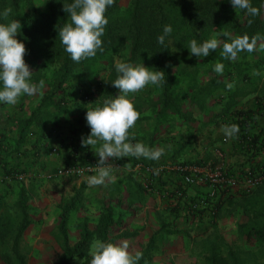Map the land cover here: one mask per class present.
<instances>
[{
    "label": "trees",
    "instance_id": "1",
    "mask_svg": "<svg viewBox=\"0 0 264 264\" xmlns=\"http://www.w3.org/2000/svg\"><path fill=\"white\" fill-rule=\"evenodd\" d=\"M73 2L0 0V23L17 19L22 25L16 38L25 44L24 59L33 72L31 83L39 85L41 80L44 81V87L39 93L32 96L22 94L15 105L0 102V181L10 185L24 181V177L15 175L26 176L33 169L35 158H31L39 151L38 139L45 138V144L43 147L40 145V148L46 152L48 147L51 149L53 146L56 130H65L68 134L82 131L88 136L90 127L84 129L87 126V108L103 106L105 100L114 99L119 94V90L111 83L117 78L115 64L144 63L150 71L165 72L162 85L149 83L140 90L144 91V95L154 93L148 100L155 113L173 110L179 117H191V114L202 112L210 104L211 108L207 110L210 123L216 117H227L226 125L239 126L235 139L245 148L246 161L249 163L238 170L240 174L227 171L238 178L248 172L260 176V181L249 190H253L255 196L264 198V158L256 163L250 161L257 152L264 149L263 127H258V131L252 130L256 127L258 116H264V50L252 53L242 51L235 60H229L221 56L222 43L216 51H210L207 57L190 55L188 49L193 39L203 43L215 37L222 42H230L219 35L221 32H228L232 36L247 34L250 38L258 33L264 36V0H250L253 7L260 9L257 16L249 15L246 10L234 9L230 0H128L126 5L115 0L114 5L105 12L108 24L101 37L103 51L97 50L95 57L83 59L79 63L71 59L58 36L59 30L71 22L70 14L63 11V4ZM6 8L12 9L7 20L2 16ZM165 25H170L172 32L161 45L158 37L164 34ZM217 62L224 65L223 74L213 70ZM96 65L103 66L107 71L105 81L97 77ZM254 70L259 75H254ZM229 83L233 85L231 90L227 87ZM253 92L255 103L249 105V95ZM30 148H34L32 154L27 152ZM44 154L47 155V152ZM137 162L152 164L151 160L143 157L139 160L133 157L132 166ZM199 162L180 161L182 164ZM148 178L152 179V183L153 179L159 182V176L153 172H148ZM125 185L127 198L130 199L133 189L141 193V190H147L149 186L136 185L132 180ZM242 190V194L246 193L244 187ZM214 194L215 191L212 194L206 193L193 202L195 206H190L194 207L192 217L201 216V212L208 209L210 222L213 223L227 205L234 201L230 197L232 195L226 194L224 197L228 200L225 205L218 198L215 199ZM133 197L138 199L139 194ZM81 199V188H77L71 196L57 203V229L61 247L51 264H71L76 255L80 258L78 264H90L91 244L95 238L105 243H118L133 234L125 228L122 212H127L134 201L123 208L120 200L113 202L107 199L96 221L91 225L86 218L81 220L76 236L72 238L69 219L72 211L82 205ZM15 204L21 212L16 225L11 223L8 216L0 213V241H5L7 237L11 239L10 250L0 251V258L5 264H27L26 255L19 246L31 223L29 202L23 185L19 186ZM260 214L261 221L251 224L247 232L248 236L250 232L252 236L264 240V212ZM169 224L163 221L148 237L141 252L142 258L137 264H147L156 252H161L159 246L162 233H167L166 227ZM218 240L220 242L212 241L208 244L201 262L244 264L227 242L221 237ZM223 245L227 246L225 251L221 249Z\"/></svg>",
    "mask_w": 264,
    "mask_h": 264
},
{
    "label": "clouds",
    "instance_id": "2",
    "mask_svg": "<svg viewBox=\"0 0 264 264\" xmlns=\"http://www.w3.org/2000/svg\"><path fill=\"white\" fill-rule=\"evenodd\" d=\"M115 0H74L73 3L64 5L63 11L70 14V23H66L58 32L65 51L70 54L74 62L79 63L86 58H93L97 50L103 51L101 37L104 35L105 26L108 20L105 18L106 9L114 5ZM234 9L246 10L251 16H257L260 9L253 7L250 0H230ZM11 8H6L2 16L8 19ZM252 21H249L251 24ZM22 25L19 20L14 19L8 23H0V102L8 105H15L22 94L35 95L44 87V81L39 85L31 83L33 74L30 66L25 62V44L16 37L20 33ZM172 32L170 25H165L163 35L158 37V43L163 45L165 38ZM221 37L227 38L222 42L213 37L203 43L196 39L189 42L190 55L196 57H207L210 51H216L222 43L221 56L224 59L235 60L238 53L247 51L252 53L257 50H264V36L259 33L251 38L243 36H232L228 32L219 33ZM117 78L112 85L119 90V94L111 100H105L103 106L94 109L87 108L86 121L91 132L87 138H81V146H96L98 141L102 145L97 149L96 175L87 178L90 187L106 185L113 179L111 173L114 165L109 163V158L120 159L143 157L149 160H159L164 154V148H150L142 142L135 144L129 141V129L133 128L139 118V112L128 98L129 93H136L146 85H162L165 72L162 70L150 71L142 64L133 65L126 62L115 64ZM217 74H223L224 65L215 63L214 69ZM254 75H259L254 70ZM231 90L233 85L228 84ZM221 131L228 138H236L239 133V126L236 124L224 125ZM134 139V137H133ZM129 242L118 243L103 242L94 240L91 245L90 264H137L142 258V253L133 254L129 250Z\"/></svg>",
    "mask_w": 264,
    "mask_h": 264
},
{
    "label": "crops",
    "instance_id": "3",
    "mask_svg": "<svg viewBox=\"0 0 264 264\" xmlns=\"http://www.w3.org/2000/svg\"><path fill=\"white\" fill-rule=\"evenodd\" d=\"M142 92L144 91L131 93L128 96L140 114L134 127L129 129V141L133 144L142 142L153 149L164 148V154L159 160H151L156 167L153 174L159 176V182L153 179L152 183V179L148 178V172L143 167L134 168L135 164L132 166L133 157H127L128 159L126 157L124 159L109 158V163L114 165L111 173L113 179L106 184L116 183L120 193L118 198L108 197L100 201L99 210H101L104 201L107 199H111L113 202L120 200L123 208L128 206L129 202L134 201L127 212H122L125 228L132 230L136 225H144V228H148L150 231V236L163 221L170 223L167 227L176 223L177 227H180V223L184 218L197 220L198 215L192 217L191 214L192 212L194 213L192 208L195 205H193V202L206 193L212 194L215 191V199L218 198V201L223 202L225 205H227L226 202L228 200V198L224 197L226 194L232 195L230 197L233 200L242 195V185L236 184L223 190L215 189L213 191L207 183H186L173 165L180 163V161L196 160L197 162L201 161L199 162L200 165H222L225 169L237 174L239 173L238 170L249 162L246 161L245 148L241 147L235 138H228L221 131L222 126L228 124L227 117H224V119L216 117L212 123L208 121L207 110L211 108L210 104L202 112L191 114V117H179L173 110L155 113L151 101L148 100L150 96H154V93L151 92L149 95H144ZM252 103H255L254 92L249 95L248 104L252 105ZM186 104H183V106H186ZM255 126L252 130L258 131V127H263L264 129L263 115L258 116ZM88 128V125L84 127V129ZM66 132L65 130L61 131V129L55 131L52 145L57 146L58 150L51 153L48 147L47 155L44 154L46 152L42 148V145L45 144H43L45 138L38 139L39 146L37 149L39 151L34 152L35 154L32 155L31 159L35 158L32 168L42 173L46 172L48 161L56 162L58 166L92 164L93 168L91 170H86L82 174H74V178L70 180V184L79 183L82 180L83 184H80L75 190L77 188L83 189L87 178L97 174L96 169L99 157L95 153L103 142L98 141L96 146L82 147L81 138H87L85 133L78 131L77 133L68 134L67 132L66 134ZM40 145L42 146L41 148ZM32 149L34 148L28 149L27 152L32 154ZM263 158L264 149L257 152L250 161L251 163H256ZM27 176L28 174L24 178L26 179ZM83 179H86V182H83ZM62 180H65V178L62 177L59 182L61 183ZM129 180H132L136 185L149 186L147 190H141V193L133 189L130 199L127 198L128 191L125 185V183L130 182ZM134 194H139L140 200L139 197L138 199L133 197ZM191 205L193 206L190 207ZM209 212L206 209L200 215L206 216L205 220L208 219L209 221L211 220ZM225 214H227L226 208L215 220L223 219V217H226ZM133 215L134 217H132Z\"/></svg>",
    "mask_w": 264,
    "mask_h": 264
},
{
    "label": "rangeland",
    "instance_id": "4",
    "mask_svg": "<svg viewBox=\"0 0 264 264\" xmlns=\"http://www.w3.org/2000/svg\"><path fill=\"white\" fill-rule=\"evenodd\" d=\"M127 3L128 0L119 2L121 5ZM96 66L98 67L97 77L105 81L107 71L101 65ZM1 123L2 114L0 112ZM62 167L64 166L48 161L46 172L42 173L32 169L22 183L10 185L0 181V213L8 216L13 225L17 224L21 216L15 204L19 186L23 185L27 193L31 223L19 245L20 250L26 255L27 264H51L60 250L57 203L68 198L76 187L83 184L82 180L79 183L70 184V180L74 178L72 173L55 174L57 169ZM62 177L65 180L60 183L59 180ZM83 182H86V179ZM119 193L118 185L113 182L109 185L92 187L87 182L84 183L81 189L82 205L72 211L69 219L72 238L76 236L81 220L86 218L91 225L96 221L100 212V201L108 197L118 198ZM226 210V217L216 220L214 224L208 219L205 220L206 216L201 215L195 221L188 218L182 219L180 227H177V223L166 227L167 233H162L160 241L161 252H156L147 264H206L201 262V257L208 244L212 241L220 242L219 237L236 251L244 264H264V240L252 236L250 232L248 236L247 232L251 224L255 225L261 221L260 213L264 212V198L255 196L253 190H246V193L234 199L232 204L227 205ZM127 230L133 232L132 236L119 240V242L128 241L129 250L133 254L137 251L141 253L150 231L144 228V225H136L134 229ZM10 243V237H7L5 241H0V251H9ZM226 248L227 246L223 245L221 249L225 251ZM79 260V256L76 255L71 264H78ZM0 264H5L1 258Z\"/></svg>",
    "mask_w": 264,
    "mask_h": 264
},
{
    "label": "built area",
    "instance_id": "5",
    "mask_svg": "<svg viewBox=\"0 0 264 264\" xmlns=\"http://www.w3.org/2000/svg\"><path fill=\"white\" fill-rule=\"evenodd\" d=\"M56 146H52L50 152H55ZM174 166L175 170L181 172L183 180L188 183L199 182L207 183L211 186L212 190L223 189L225 187L242 185L246 190H249L260 181V176L250 174L249 172L238 178L234 174H230L227 169L222 165H200V164H182L177 163ZM143 167L146 172H154L155 165L150 163L137 162L134 168ZM92 164L84 165H65L62 168H58L55 174L72 173L82 174L86 170H91ZM15 176L22 178L25 177L23 174H16Z\"/></svg>",
    "mask_w": 264,
    "mask_h": 264
}]
</instances>
